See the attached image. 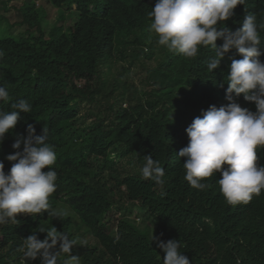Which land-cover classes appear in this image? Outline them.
<instances>
[{
    "label": "trees",
    "instance_id": "1",
    "mask_svg": "<svg viewBox=\"0 0 264 264\" xmlns=\"http://www.w3.org/2000/svg\"><path fill=\"white\" fill-rule=\"evenodd\" d=\"M48 2L76 6L78 17L46 33L47 13L31 1L21 7L28 25L24 33L8 34L11 23L0 19V86L10 97L0 110L11 111L19 99L32 108L21 112L14 132L6 134L0 161L9 171L14 162L6 157L16 151V134L27 136L29 124L36 135H47L57 156L52 166L56 191L49 203L68 215L60 220L47 211L35 218L20 214L16 223L0 225V264H21L18 249L40 224L54 225L75 240L72 255L80 257V264H163L166 254L154 236L179 240L190 264H264V190L247 204L229 205L217 182L219 173L202 181L210 187L195 189L184 179L186 158L178 156L188 145L186 129L194 118L211 105L229 103L227 72L232 58L242 56L233 48L209 72L210 47L185 58L160 46L149 31L148 13L156 0ZM249 13L264 22V0H246L222 24L235 31ZM260 34L264 47V31ZM149 59L155 65H148ZM234 98L256 111L243 95ZM256 151L257 164L264 165V146ZM145 155L164 168L163 184L143 178ZM136 206L151 222L143 228L128 214ZM115 208L124 214L111 233L105 215ZM37 235L43 240L47 234ZM68 258L62 254L60 264ZM28 264H41V259Z\"/></svg>",
    "mask_w": 264,
    "mask_h": 264
},
{
    "label": "clouds",
    "instance_id": "2",
    "mask_svg": "<svg viewBox=\"0 0 264 264\" xmlns=\"http://www.w3.org/2000/svg\"><path fill=\"white\" fill-rule=\"evenodd\" d=\"M238 5H246V0H156L148 13L149 31L155 33L157 43L170 52L194 58L201 47H210L214 56L207 63L209 72L218 69L221 60L233 48L242 56L232 58L227 72L229 103L220 107L211 105L202 116L194 118L186 129L188 145L178 153L179 157L186 158L184 179L191 187L204 190L210 185L202 181L219 173L220 191L233 206L249 203L264 190V165L257 164L256 151L264 146V62L260 60L264 55L260 34L264 31V22L258 23L256 15L249 13L237 30L223 26L222 22L235 15ZM218 40L223 41L219 46ZM234 94L254 102L256 111L242 108ZM9 99L6 87L0 86V103H7ZM11 108V111L0 110V145L6 134L14 132L20 113L32 110L25 99H19ZM46 139L47 135H36L35 127L29 124L27 136L16 134L12 145L16 151L6 157L14 162L10 170L6 172L5 164L0 161V225L16 223L20 214L35 218L47 211L49 217L60 220L68 215L66 210L51 208L49 203V197L56 191L57 172L52 166L57 156ZM145 160L141 170L143 178L163 184L165 170L160 162L152 155H145ZM37 233L47 235L41 240ZM153 241L166 254L163 264H190L180 251L179 240L164 242L154 236ZM74 245L75 240L67 233L58 231L54 225L40 224L23 239L18 251L23 254L21 264L37 258L41 259V264H60L62 254L69 255L62 264H80V257L72 255Z\"/></svg>",
    "mask_w": 264,
    "mask_h": 264
},
{
    "label": "rangeland",
    "instance_id": "3",
    "mask_svg": "<svg viewBox=\"0 0 264 264\" xmlns=\"http://www.w3.org/2000/svg\"><path fill=\"white\" fill-rule=\"evenodd\" d=\"M34 1L36 6L40 9L41 14L47 13L45 20L42 23L43 29H45L46 33L50 30V28L55 25H65L67 27L70 23H72L77 17L78 12L75 9H68L67 6L64 7H54L48 0H0V19L4 21H9L12 26L11 30L8 34H15L19 35L20 33H24L28 25L22 22L23 14L21 11V7L26 2ZM62 19V22L58 23V20ZM4 28L9 27L7 23H4ZM38 32V31H36ZM1 34V33H0ZM148 65L152 66L155 65V62L152 59L147 60ZM130 75H134L133 70H130ZM135 81L139 82L138 76H134ZM126 105V104H124ZM94 118L90 117L87 119V122H91ZM124 211H121L117 208L113 209L110 213L105 215V219L111 222V233H115L116 231V224L120 217H122ZM130 218L138 224L140 227H144L147 222L151 223L147 217V214L139 207H134L133 210L128 213ZM152 231L155 229V224H151ZM91 243L94 240L90 239Z\"/></svg>",
    "mask_w": 264,
    "mask_h": 264
}]
</instances>
